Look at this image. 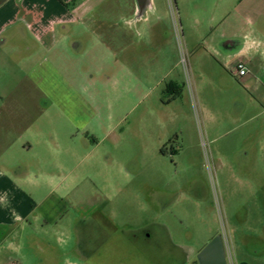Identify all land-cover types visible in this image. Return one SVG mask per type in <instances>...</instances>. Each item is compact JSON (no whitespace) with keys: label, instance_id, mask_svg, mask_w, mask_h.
<instances>
[{"label":"rangeland","instance_id":"374dc122","mask_svg":"<svg viewBox=\"0 0 264 264\" xmlns=\"http://www.w3.org/2000/svg\"><path fill=\"white\" fill-rule=\"evenodd\" d=\"M53 1L22 0L32 31L20 45L9 34L0 41V164L22 165L43 187L51 182L68 205L60 222L99 223L111 240L96 244L81 230L69 239L52 234L49 251L80 264H194L220 234L231 264H263L264 159H233L225 134L247 96L219 79L198 82L183 48V91L167 104L173 97L141 78L147 26L136 23L134 0H105L85 15L97 0ZM164 1L177 22L174 0ZM17 2L0 6V26ZM50 28L65 38L40 48L31 34ZM26 57L27 71L39 66L36 87L20 72ZM125 62L133 76H125ZM39 165L46 177L35 173ZM29 186L23 192L39 199ZM145 231V245L127 243Z\"/></svg>","mask_w":264,"mask_h":264},{"label":"crops","instance_id":"0c3cea01","mask_svg":"<svg viewBox=\"0 0 264 264\" xmlns=\"http://www.w3.org/2000/svg\"><path fill=\"white\" fill-rule=\"evenodd\" d=\"M104 1L97 0L94 6L85 9L84 15ZM17 3L18 8L15 7V11H11L12 16L0 26V38L5 36L0 41L6 43L9 39L6 35L9 34L20 45L27 40L28 29L32 31L30 25L34 17L23 7L22 0ZM174 5L192 76L198 82L208 79L228 82L247 96L244 104L232 110L233 126L225 133L231 148L235 146L231 156L233 159H264V0H174ZM132 10V15L137 16L136 23L147 26V39L142 47L141 78L157 81L156 86H162L164 92L173 97L167 104H175L179 102V94L173 96L171 90L183 91L179 86L180 53L175 33L173 35L171 31L173 24L165 1L159 5V0H134ZM64 35L65 31L50 28L36 30L31 37L40 48L52 50L63 41ZM27 60L24 58L18 66H24L20 72L36 87L43 78L37 75L39 66L27 71ZM125 64V76H133V65L130 62L129 66ZM238 64L245 67L244 76L234 75ZM76 164L69 171L74 170ZM34 169L36 174L46 177L41 165ZM25 170L22 165L0 164V264H80L69 261L67 254L49 251L52 234L65 235L69 239L73 232H80V223H71L69 217L60 222L67 212V203L54 195L56 187L51 182L48 187H43L30 180L31 173ZM23 185L38 188L41 197L26 195ZM45 187L48 190L42 191ZM67 224L72 229L69 235L66 234ZM26 243L37 245L38 252L23 251ZM251 256L256 257V254Z\"/></svg>","mask_w":264,"mask_h":264},{"label":"flooded vegetation","instance_id":"af4514ba","mask_svg":"<svg viewBox=\"0 0 264 264\" xmlns=\"http://www.w3.org/2000/svg\"><path fill=\"white\" fill-rule=\"evenodd\" d=\"M162 151L163 150H161L160 151V153H162ZM86 221H81L80 222V230H81V233H82V235L83 236H85V238L86 237H88L89 239L90 238H93L92 240H93V242L94 243H96V244H107V243H110V236H108V235H106V233L107 232H105V231H103V229H105V228H103V226L102 225H100L99 223H96V222H93V223H91V224H86L85 223ZM82 223H83V225H82ZM94 224V225H93ZM98 224V225H97ZM102 233H103V235H102ZM94 234H96L97 236L96 237H94L93 235ZM105 235V236H104ZM99 236L101 237L100 239H98L99 238ZM216 236H218L219 238H220V240H221V242H222V247H223V250H224V254H225V256H226V259H227V263H228V257L230 256V253H229V251H228V247H227V243L225 242V240L222 238V236L220 235V234H216V235H214L210 240H209V242L213 239V238H215ZM130 240H128V244H130L131 246H136V245H145V243H147V242H149L150 241V239H151V235L148 233V232H144L143 233V235H142V237L141 238H138L137 236H130V238H129ZM91 240V241H92ZM208 242V243H209ZM207 243V244H208ZM206 246V245H205ZM204 246V247H205ZM203 247V248H204ZM203 248H201L196 254L198 255L199 254V252L203 249ZM97 254V253H96ZM194 264H197V261H195L194 262Z\"/></svg>","mask_w":264,"mask_h":264},{"label":"water","instance_id":"95a60500","mask_svg":"<svg viewBox=\"0 0 264 264\" xmlns=\"http://www.w3.org/2000/svg\"><path fill=\"white\" fill-rule=\"evenodd\" d=\"M7 0H0V6ZM197 264H228L222 242L218 236L213 238L206 246L199 252L196 257Z\"/></svg>","mask_w":264,"mask_h":264},{"label":"built area","instance_id":"2783aa9c","mask_svg":"<svg viewBox=\"0 0 264 264\" xmlns=\"http://www.w3.org/2000/svg\"><path fill=\"white\" fill-rule=\"evenodd\" d=\"M170 12H171V19H172V24L173 28L175 29V37L181 57V62L185 65V59H184V52H183V44H182V39H181V31L180 27L178 26V23L176 22L175 16H174V10L173 7L170 6ZM246 74V69L242 64H238L235 69H234V75L237 77L244 76ZM228 264H231L230 257H228Z\"/></svg>","mask_w":264,"mask_h":264},{"label":"trees","instance_id":"16d2710c","mask_svg":"<svg viewBox=\"0 0 264 264\" xmlns=\"http://www.w3.org/2000/svg\"><path fill=\"white\" fill-rule=\"evenodd\" d=\"M171 94H172L173 96H177V95L179 94V91H178V90H174V89H172V90H171Z\"/></svg>","mask_w":264,"mask_h":264}]
</instances>
